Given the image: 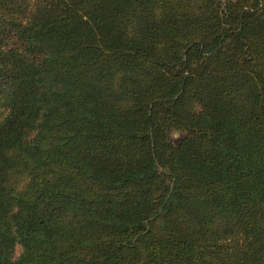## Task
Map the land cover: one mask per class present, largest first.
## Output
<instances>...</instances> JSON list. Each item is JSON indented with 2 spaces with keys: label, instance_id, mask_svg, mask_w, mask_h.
I'll return each instance as SVG.
<instances>
[{
  "label": "trees",
  "instance_id": "obj_1",
  "mask_svg": "<svg viewBox=\"0 0 264 264\" xmlns=\"http://www.w3.org/2000/svg\"><path fill=\"white\" fill-rule=\"evenodd\" d=\"M0 107V264H264V0H0Z\"/></svg>",
  "mask_w": 264,
  "mask_h": 264
},
{
  "label": "rangeland",
  "instance_id": "obj_2",
  "mask_svg": "<svg viewBox=\"0 0 264 264\" xmlns=\"http://www.w3.org/2000/svg\"><path fill=\"white\" fill-rule=\"evenodd\" d=\"M0 112H2L1 107H0ZM168 136H169V139H170L173 143H175V142H177V140H178L179 137L181 136V132H180V131H177V130H172V131L169 132ZM18 250H19V247L16 245V246H15V249H14V254H15V255H16V253L18 252Z\"/></svg>",
  "mask_w": 264,
  "mask_h": 264
}]
</instances>
